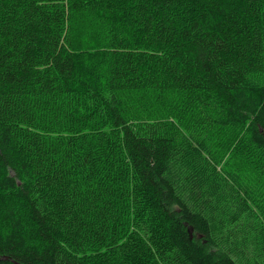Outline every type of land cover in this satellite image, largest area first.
Returning <instances> with one entry per match:
<instances>
[{
  "label": "trees",
  "instance_id": "obj_1",
  "mask_svg": "<svg viewBox=\"0 0 264 264\" xmlns=\"http://www.w3.org/2000/svg\"><path fill=\"white\" fill-rule=\"evenodd\" d=\"M0 264H264V0H0Z\"/></svg>",
  "mask_w": 264,
  "mask_h": 264
},
{
  "label": "water",
  "instance_id": "obj_2",
  "mask_svg": "<svg viewBox=\"0 0 264 264\" xmlns=\"http://www.w3.org/2000/svg\"><path fill=\"white\" fill-rule=\"evenodd\" d=\"M189 232H190V233L192 232V229H191V228H189Z\"/></svg>",
  "mask_w": 264,
  "mask_h": 264
}]
</instances>
